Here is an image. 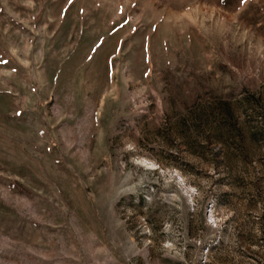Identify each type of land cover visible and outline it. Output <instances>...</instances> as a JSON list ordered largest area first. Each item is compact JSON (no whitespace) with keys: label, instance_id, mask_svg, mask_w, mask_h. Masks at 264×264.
<instances>
[{"label":"rangeland","instance_id":"obj_1","mask_svg":"<svg viewBox=\"0 0 264 264\" xmlns=\"http://www.w3.org/2000/svg\"><path fill=\"white\" fill-rule=\"evenodd\" d=\"M0 264H264V0H0Z\"/></svg>","mask_w":264,"mask_h":264}]
</instances>
